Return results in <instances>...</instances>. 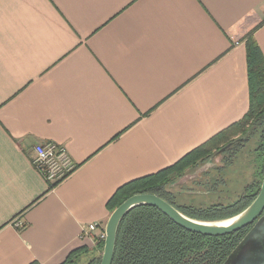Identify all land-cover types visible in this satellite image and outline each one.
I'll list each match as a JSON object with an SVG mask.
<instances>
[{"label": "crops", "instance_id": "obj_1", "mask_svg": "<svg viewBox=\"0 0 264 264\" xmlns=\"http://www.w3.org/2000/svg\"><path fill=\"white\" fill-rule=\"evenodd\" d=\"M250 34L264 58V0H0V264L96 256L121 186L246 115ZM41 142L76 166L49 192Z\"/></svg>", "mask_w": 264, "mask_h": 264}, {"label": "trees", "instance_id": "obj_2", "mask_svg": "<svg viewBox=\"0 0 264 264\" xmlns=\"http://www.w3.org/2000/svg\"><path fill=\"white\" fill-rule=\"evenodd\" d=\"M245 47L249 90L246 115L172 166L121 186L107 202L109 213L136 194L156 195L185 216L199 221L228 219L253 202L264 177V58L252 34L246 38ZM238 135L243 138L232 140ZM251 139L256 142L255 180L234 200L205 207L185 206L178 204L168 191L186 172L198 169L217 155H223L225 166H231L243 144ZM58 184L48 186L47 192ZM249 229L221 237L202 236L179 227L157 208L139 206L129 211L118 226L112 264H223ZM94 246L101 254L104 240L95 238ZM100 259L101 256L91 255L86 247H81L72 251L62 264H100Z\"/></svg>", "mask_w": 264, "mask_h": 264}, {"label": "water", "instance_id": "obj_3", "mask_svg": "<svg viewBox=\"0 0 264 264\" xmlns=\"http://www.w3.org/2000/svg\"><path fill=\"white\" fill-rule=\"evenodd\" d=\"M139 206L157 208L179 227L202 236L221 237L250 228L223 264H264V177L253 202L237 215L221 221L191 219L153 194L131 196L110 213L105 223L100 264H112L118 226L129 211Z\"/></svg>", "mask_w": 264, "mask_h": 264}, {"label": "rangeland", "instance_id": "obj_4", "mask_svg": "<svg viewBox=\"0 0 264 264\" xmlns=\"http://www.w3.org/2000/svg\"><path fill=\"white\" fill-rule=\"evenodd\" d=\"M242 138V135H238L232 140ZM255 148L254 139L243 144L231 166H225V157L217 155L198 169L186 172L168 191L173 193L178 204L185 206L205 207L230 202L255 180L258 169ZM101 255L96 252V256Z\"/></svg>", "mask_w": 264, "mask_h": 264}, {"label": "built area", "instance_id": "obj_5", "mask_svg": "<svg viewBox=\"0 0 264 264\" xmlns=\"http://www.w3.org/2000/svg\"><path fill=\"white\" fill-rule=\"evenodd\" d=\"M33 168L39 173L48 186L61 183L74 170L75 164L68 155L66 149L54 142H41L32 147L30 157ZM18 231L25 229L26 225L18 218L13 222ZM104 228L98 223H91L81 230V238L93 240L105 238ZM96 233V236L93 234Z\"/></svg>", "mask_w": 264, "mask_h": 264}]
</instances>
